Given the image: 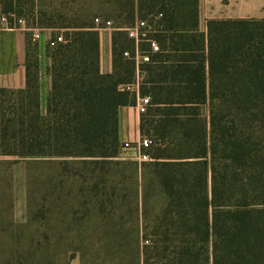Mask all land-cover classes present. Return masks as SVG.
<instances>
[{
	"label": "trees",
	"instance_id": "1",
	"mask_svg": "<svg viewBox=\"0 0 264 264\" xmlns=\"http://www.w3.org/2000/svg\"><path fill=\"white\" fill-rule=\"evenodd\" d=\"M0 6L6 14L24 13L20 0ZM93 6L97 14L86 7L70 23L41 19L39 10L40 22L28 24L71 33L47 53L44 106L30 39L26 87L0 86V156L59 160L64 177L84 178L81 192L90 191L92 201L83 203L98 209L99 224L84 240L87 248L69 250L65 263L48 241L27 247L24 230L36 217L28 165V221L17 227L16 264H70L77 252L81 264H264V19L209 20L203 32L200 0H94ZM137 20L148 22L146 39L160 45L140 67V95L150 98L140 131L153 144L151 161L140 168L141 207H122L120 199L138 193L118 191L115 161L119 110L136 105V94L120 86L136 80L137 46L120 28ZM106 22L115 29L112 73L101 71ZM138 47L148 51L149 42ZM13 163L0 162L7 189Z\"/></svg>",
	"mask_w": 264,
	"mask_h": 264
},
{
	"label": "crops",
	"instance_id": "2",
	"mask_svg": "<svg viewBox=\"0 0 264 264\" xmlns=\"http://www.w3.org/2000/svg\"><path fill=\"white\" fill-rule=\"evenodd\" d=\"M228 19H264V0H200V30L207 31L209 20ZM28 30L25 28H0V86L8 89H24L27 85V47L29 43ZM43 32L41 40H33L32 47L39 59L35 65L38 71V81L41 86L42 106L51 86V77L47 67L51 60L46 54L49 45V32ZM102 35V33H101ZM35 56V55H34ZM45 62V64H44ZM47 64V65H46ZM44 69L45 72H44ZM101 71H113V41L112 33H106L101 38ZM64 82L70 80V59L64 55ZM136 105L125 106L119 110L120 141L137 142L142 137L140 131L141 114ZM16 157H2L0 162L12 161V185L7 189L0 185V264H16V234L17 227L28 221V185L26 169L21 167ZM118 166V191L121 194L137 190V196L120 199L122 207H141L140 168L141 162L133 158L115 159ZM135 181H138L135 184ZM124 205V206H123ZM70 264H80L72 260Z\"/></svg>",
	"mask_w": 264,
	"mask_h": 264
},
{
	"label": "rangeland",
	"instance_id": "3",
	"mask_svg": "<svg viewBox=\"0 0 264 264\" xmlns=\"http://www.w3.org/2000/svg\"><path fill=\"white\" fill-rule=\"evenodd\" d=\"M93 2L94 0H20V4L24 8V13L21 16L14 12L8 14L4 13L2 11V6H0V16L5 15L8 17L9 27L50 30L51 28H28V24L34 26V24L40 22L38 21L40 16L37 14L39 10L45 12V15H43L41 19L57 23H70L73 22L74 19L81 18L82 15H84L83 11L86 7L90 8V11L95 10L94 14H97ZM33 8L35 11L34 13L32 12ZM19 19H22L24 23L20 24L18 22ZM99 19L101 22V15ZM0 28L6 27L0 26ZM53 30L54 31L48 33L51 34L48 36L50 37L49 40L57 35L64 36V33H71V30L64 28H53ZM27 32L30 42L32 43L33 40H36L33 36V32ZM100 33H102V38L105 37L106 33H113V30L110 27L108 29L106 28V30H100ZM49 48L50 46L48 45L46 54L48 51L51 53ZM33 59L34 61L39 59L38 54H35L34 50ZM45 70L46 69H44V72ZM58 161L59 160L54 159V161H52L53 163L49 164H33V162H35L34 159H21L18 163L21 164L22 168L26 169V172L28 165H30L33 178L32 189L34 194L31 209L36 217L24 230L25 244L27 247H31L32 244V247L35 248L36 244L41 242L42 247H46L45 241H48L50 252L57 253L61 260H63L62 262L65 263L66 256L64 254L70 252L69 250L81 246L87 248V243H84V240L87 238V235L93 232L92 229L95 224L96 226L99 224H97L99 219L97 218L98 209H94L90 204L85 206V203H83L87 200L92 201V193H90V191H86L85 194L81 192L84 178L78 176H72L70 178L64 177V173L56 163ZM5 168L7 167L5 166ZM93 182L94 180L89 181V183ZM5 183V180L3 181L0 179V185ZM87 212L88 215H86ZM41 213H43V216H40ZM85 215L86 217L84 219ZM44 236L47 237V240ZM76 239H78V241H76ZM31 241H33V243ZM101 248V245H99L95 246L94 249L92 248V250L94 252H99ZM74 256V259L81 264V253L77 252ZM96 264L100 263L97 262Z\"/></svg>",
	"mask_w": 264,
	"mask_h": 264
},
{
	"label": "built area",
	"instance_id": "4",
	"mask_svg": "<svg viewBox=\"0 0 264 264\" xmlns=\"http://www.w3.org/2000/svg\"><path fill=\"white\" fill-rule=\"evenodd\" d=\"M18 22L20 24L24 23L22 19H19ZM96 23L99 24L100 20L96 19ZM0 26H5L6 28H13V27H9V20L8 17L5 15L0 16ZM110 27L112 30H115L112 27V22H106V25L100 30H106V28L108 29ZM148 29H150V27L148 26V22L145 20H137L136 24L132 27L120 28V30H124L127 32L129 38L133 39L137 46L136 54L134 57L136 63V69H137L136 80L132 84L120 86V89L131 91L136 94V97H138L137 108L140 114L145 113L148 105L150 104L149 97H143L140 95V84L142 81L140 67L142 64L150 62L151 54L160 52V45L156 40L146 39ZM26 30L32 31L33 36L36 40H41L43 38V32L46 31V29H26ZM144 40H147L149 42V50L142 52L140 51L138 46L139 43ZM62 42H65L64 36L57 35L49 40V46L55 47L56 45ZM125 56L129 57L130 55L129 53H125ZM152 144L153 141L150 138L143 136L137 142H129V141L124 142L121 147L120 157L125 159L128 158L137 159L141 163L148 162L150 161V155L147 153V150L152 146Z\"/></svg>",
	"mask_w": 264,
	"mask_h": 264
}]
</instances>
